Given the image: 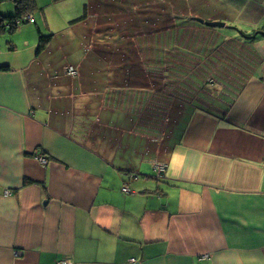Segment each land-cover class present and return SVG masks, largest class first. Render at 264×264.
I'll return each mask as SVG.
<instances>
[{"label":"crops","instance_id":"crops-1","mask_svg":"<svg viewBox=\"0 0 264 264\" xmlns=\"http://www.w3.org/2000/svg\"><path fill=\"white\" fill-rule=\"evenodd\" d=\"M34 1L0 32V264H264V0Z\"/></svg>","mask_w":264,"mask_h":264},{"label":"trees","instance_id":"trees-1","mask_svg":"<svg viewBox=\"0 0 264 264\" xmlns=\"http://www.w3.org/2000/svg\"><path fill=\"white\" fill-rule=\"evenodd\" d=\"M4 0H0V4ZM15 3L16 7V14L15 15H3L0 11V32H10L13 33L15 29H17L19 25L18 20H22L21 22L26 23L29 20L25 19L24 17L27 15H31L33 17V10L36 7V3L34 0H12ZM85 13L81 15L80 17L74 19L75 21H79L84 19ZM51 35H40V42L37 48V52L41 53L47 46V44L50 41ZM10 48L14 49L12 44L10 43Z\"/></svg>","mask_w":264,"mask_h":264},{"label":"built area","instance_id":"built-area-1","mask_svg":"<svg viewBox=\"0 0 264 264\" xmlns=\"http://www.w3.org/2000/svg\"><path fill=\"white\" fill-rule=\"evenodd\" d=\"M24 18L28 19L29 21H34V18L31 15H27ZM18 21H19V23H21L22 20H18ZM67 71L69 72V74H71L73 76H76L78 74V69L75 66H69L67 68ZM38 158H39L40 162H42L43 164L48 163L47 157L40 155ZM154 167H155V171H156V176L158 178H162L164 176V172L167 168V164L164 162H156ZM123 190L127 191V192L130 191V189L127 186H125L123 188ZM17 253H19V252L17 251ZM62 263L65 264L66 262H62Z\"/></svg>","mask_w":264,"mask_h":264},{"label":"rangeland","instance_id":"rangeland-1","mask_svg":"<svg viewBox=\"0 0 264 264\" xmlns=\"http://www.w3.org/2000/svg\"><path fill=\"white\" fill-rule=\"evenodd\" d=\"M9 3L12 5V7L14 6V8H15V5H14V3L13 2H11V1H9ZM91 14L93 13V10H92V12H90ZM90 14V15H91ZM179 19H181V16H179ZM225 22V21H224ZM228 22V21H227ZM81 23H85V21H82ZM229 24H231V25H233L234 26V28L235 29H237V31L238 32H236V33H239L240 34V24H241V22L238 20V24H236V23H229ZM28 25V24H27ZM244 25V24H243ZM226 29V31H230V32H235V31H232L230 28H225ZM123 35L124 34H126L125 32H123L122 33ZM128 34V33H127ZM239 34H238V36H239ZM175 35H177V31H176V33H175ZM183 35V34H182ZM179 39H181V37H179ZM138 43H140V42H138ZM139 53H141V54H143L144 55V53H146V51H142L140 48H139ZM180 55H184V54H180ZM197 55V54H196ZM186 56H190V55H186ZM158 59H159V57H157ZM149 65H151V64H149Z\"/></svg>","mask_w":264,"mask_h":264},{"label":"water","instance_id":"water-1","mask_svg":"<svg viewBox=\"0 0 264 264\" xmlns=\"http://www.w3.org/2000/svg\"><path fill=\"white\" fill-rule=\"evenodd\" d=\"M202 22H205V20L203 19H199ZM206 24L210 25V26H222L224 25V22H220V21H206Z\"/></svg>","mask_w":264,"mask_h":264}]
</instances>
